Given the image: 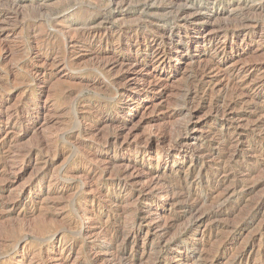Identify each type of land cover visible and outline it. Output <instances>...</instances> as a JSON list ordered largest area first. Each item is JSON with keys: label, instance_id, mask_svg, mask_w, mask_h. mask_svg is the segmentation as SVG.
I'll return each instance as SVG.
<instances>
[{"label": "rangeland", "instance_id": "1", "mask_svg": "<svg viewBox=\"0 0 264 264\" xmlns=\"http://www.w3.org/2000/svg\"><path fill=\"white\" fill-rule=\"evenodd\" d=\"M0 264H264V0H0Z\"/></svg>", "mask_w": 264, "mask_h": 264}, {"label": "bare ground", "instance_id": "2", "mask_svg": "<svg viewBox=\"0 0 264 264\" xmlns=\"http://www.w3.org/2000/svg\"><path fill=\"white\" fill-rule=\"evenodd\" d=\"M36 3V2H35ZM40 3V2H39ZM185 10V9H184ZM189 12V11H188ZM185 15V14H184ZM186 16H187V14H186ZM186 16H185V18H186ZM183 18V17H182ZM256 24V23H255ZM240 25V24H239ZM138 27V26H137ZM58 32V31H57ZM138 33V32H137ZM156 34V33H155ZM63 35V34H62ZM81 36V35H80ZM177 36V35H176ZM180 36V35H179ZM189 36H191V35H189ZM225 36V35H224ZM83 37V36H82ZM96 37V36H95ZM84 38V37H83ZM79 39H80V37H79ZM86 39V38H85ZM88 39V38H87ZM179 39V38H178ZM82 40V39H81ZM80 40V41H81ZM84 40V39H83ZM211 41H212V39H210ZM65 41H66V39H65ZM64 41V43H66ZM69 41H70V39H69ZM205 42V41H204ZM67 46H70V45H67ZM224 51V50H223ZM66 55V54H65ZM118 63V62H117ZM114 64V63H113ZM71 65V64H70ZM103 66V65H102ZM105 66H106V63H105ZM72 68V67H71ZM104 122V121H103ZM107 122V121H106ZM187 127V126H186ZM118 135V134H117ZM119 137H120V135H118ZM117 137V136H116ZM115 141V140H114ZM202 151V150H201ZM121 175V174H120ZM125 175V174H124ZM124 177V176H123ZM120 178H122V177H120ZM124 179V178H123ZM120 181V180H119ZM126 184V183H125ZM242 185V184H241ZM124 186V185H123ZM178 189V188H177ZM236 189V188H235ZM142 191H143V189H142ZM175 191V189L174 188H171V189H169V192L170 193H175L174 192ZM167 192V191H166ZM169 192H167V193H169ZM143 193H145V192H143ZM138 195V194H137ZM172 196V195H171ZM173 196H175V195H173ZM142 197V196H141ZM179 198V197H178ZM198 203V202H197ZM196 209V208H195ZM249 215H251V214H249ZM245 220V219H244ZM249 220V219H248ZM245 225V224H244ZM168 230V229H167ZM113 232V231H112ZM119 232V231H118ZM167 233V232H166ZM168 233H169V230H168ZM167 233V234H168ZM113 234V233H112ZM111 234V235H112ZM117 234V233H116ZM110 235V234H109ZM119 235V234H118ZM121 235V234H120ZM163 236H165V235H163ZM110 238V237H109ZM117 236H114V237H111V239L110 240H108L109 242L111 241L112 243H113V241H116L117 240ZM119 241V240H118ZM165 242V241H164ZM115 243V242H114ZM216 249V248H215ZM215 249H213V250H215ZM216 250H218V249H216ZM219 252V251H218ZM117 253V252H116ZM123 255V254H122ZM118 256V255H117ZM204 257H205V255H203ZM246 256V255H245ZM119 258V257H118ZM244 258V255H241L240 257H239V259L238 260H242ZM120 260V259H119ZM127 260V259H126Z\"/></svg>", "mask_w": 264, "mask_h": 264}]
</instances>
